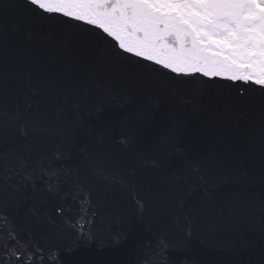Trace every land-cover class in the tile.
<instances>
[{
  "label": "snow or ice",
  "instance_id": "1",
  "mask_svg": "<svg viewBox=\"0 0 264 264\" xmlns=\"http://www.w3.org/2000/svg\"><path fill=\"white\" fill-rule=\"evenodd\" d=\"M9 9L24 19L63 16L98 26L115 38L116 55L126 53L137 65L146 61L174 73L180 78L176 87L196 75L213 77L216 73L206 65L222 57L253 70L251 76L233 75V83L264 88V0H0V14L6 16ZM121 32L137 43H124ZM162 49L172 53L167 61L155 54ZM0 53L5 57L0 71L6 74V45H0ZM99 71L126 80L141 94L158 89L161 98L144 95L118 122L98 130L90 118L105 109L87 78L79 79L72 69L41 77L39 87L29 83L11 94L0 92V264H65L64 254L74 252L79 242L87 246L97 235L109 233L113 221L127 220L131 226L127 199L137 204L135 219H143L146 202L137 191L141 187L162 211L149 229L151 239L136 245L132 264H197L195 258L181 255L190 238L201 230L214 234L245 210L213 193L219 185L207 177L214 175L216 161L212 152L195 150L201 134L196 124L188 128L189 114L173 103L167 116H161L170 85L153 84L138 75V67L126 63H107ZM103 96L109 106L123 107L110 89H104ZM161 119V144L149 158L135 141L140 136L150 141ZM116 127H127L132 135L113 140ZM181 129L192 150L178 146ZM223 141L220 134L217 142ZM115 143L132 154L118 152ZM259 211L264 219V201ZM169 214L186 223L181 239L168 234ZM69 235L75 245L57 246ZM119 235L127 239V232Z\"/></svg>",
  "mask_w": 264,
  "mask_h": 264
},
{
  "label": "water",
  "instance_id": "2",
  "mask_svg": "<svg viewBox=\"0 0 264 264\" xmlns=\"http://www.w3.org/2000/svg\"><path fill=\"white\" fill-rule=\"evenodd\" d=\"M120 35L126 44L137 43L134 36L123 32ZM0 45H6L7 68L6 74L0 71V92L11 94L25 89L29 83L39 87L41 77L47 79L55 70L72 69L79 79L87 78L94 98L100 100L105 109L90 118L98 130L106 123L118 122L124 112L143 101L144 95H150L153 100L161 98L158 89H149L141 94L133 90L126 80L106 77L99 71L103 65L126 63L130 67H138L141 78L153 84L170 85L166 90L168 100L161 105V116H167L173 103L181 112L189 114L188 128L196 124L201 134L195 150L212 152L216 161L214 175L207 177L211 183L219 185L213 193L221 199H233L245 208L237 218L224 222L214 234L209 235L203 230L194 234L181 255L195 258L197 264H264V219L259 211L264 201V169L261 168L264 88L252 82L233 83L231 77L240 76L237 65L215 57L214 62L206 65V70L216 75L207 78L196 75L189 83L176 87L180 78L174 73L146 61H139L137 65L136 58L126 53L116 55L119 46L115 38L105 36L98 26L91 27L87 21L80 23L63 16L44 17L40 21L24 19L15 9H9L6 16L0 14ZM155 54L158 59L166 61L172 55L167 49L158 50ZM4 62L5 57L0 53V68ZM97 84L99 88L95 87ZM104 89H110L119 97L123 107L109 106L103 96ZM163 122V119L158 120L150 141H146L144 136L135 141L136 148L147 152L149 158L157 154L154 146L161 144L159 132ZM220 134L224 135L223 143L217 142ZM123 135H132V130L114 128L113 140ZM177 135L180 138L178 146L192 150L186 142V131L181 129ZM114 147L118 152L132 154L130 149L119 143ZM130 163L136 167L134 161L130 160ZM225 179L227 183L222 182ZM137 191L146 202L143 219H135L137 204L131 198L127 199L125 213L132 218L131 226L127 220L113 221L109 233L97 235L87 242V246L79 242L80 246L74 252L64 254L65 264H132L136 245L151 239L149 229L162 211V206L149 199L143 187ZM185 228L183 218L177 221L168 215L170 236L181 239ZM122 231L127 232V239H121L119 234ZM56 243L63 249L77 241L69 235L65 241Z\"/></svg>",
  "mask_w": 264,
  "mask_h": 264
},
{
  "label": "rangeland",
  "instance_id": "3",
  "mask_svg": "<svg viewBox=\"0 0 264 264\" xmlns=\"http://www.w3.org/2000/svg\"><path fill=\"white\" fill-rule=\"evenodd\" d=\"M239 68H240V76H251V75H253L252 69H247V68H243V67H239Z\"/></svg>",
  "mask_w": 264,
  "mask_h": 264
}]
</instances>
